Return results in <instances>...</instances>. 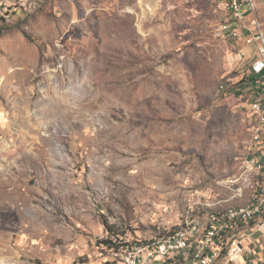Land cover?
<instances>
[{"label":"rangeland","instance_id":"rangeland-1","mask_svg":"<svg viewBox=\"0 0 264 264\" xmlns=\"http://www.w3.org/2000/svg\"><path fill=\"white\" fill-rule=\"evenodd\" d=\"M227 21L221 0H0V264L110 263L109 241L251 198L254 52Z\"/></svg>","mask_w":264,"mask_h":264},{"label":"built area","instance_id":"built-area-1","mask_svg":"<svg viewBox=\"0 0 264 264\" xmlns=\"http://www.w3.org/2000/svg\"><path fill=\"white\" fill-rule=\"evenodd\" d=\"M223 10L228 18L224 25L227 35L233 39L240 40L245 46H255L253 60L247 70L249 78L254 80L246 83L253 84L251 91L246 92V98L252 102V108H255V115L257 117L256 133H254L253 147L248 160L247 166L241 170L240 177L245 178V184H251L252 181H259V176L264 175V23L258 16V1L257 0H238L237 8H229V0H221ZM244 31L248 34L244 35ZM247 53L243 52L241 56L247 57ZM232 88L229 83L221 84V89L227 91ZM243 189V188H242ZM241 189V192H242ZM264 208V191H259L258 202L253 208L248 209V214L240 215H225V216H208V220H216V232L214 240H212L211 249L208 254L215 251L217 245V238L220 236L222 230L227 229L231 223L239 222L252 213H257ZM188 227H178L168 233L164 234L162 241H164V250L162 252H174L175 255L179 248L187 247L186 229ZM255 231H262L264 229H257ZM154 245L151 240H131L128 251H136L139 253L144 247ZM251 244L246 239L232 243L229 247L228 264H238L239 261L250 254ZM115 253V260L118 264H128L126 256H120L118 248L113 247ZM158 259H161V253L158 254ZM206 258H204L205 260ZM194 264V263H189Z\"/></svg>","mask_w":264,"mask_h":264},{"label":"bare ground","instance_id":"bare-ground-1","mask_svg":"<svg viewBox=\"0 0 264 264\" xmlns=\"http://www.w3.org/2000/svg\"><path fill=\"white\" fill-rule=\"evenodd\" d=\"M237 6L238 0H229V8H237ZM252 109L255 111V108ZM239 178L243 180L242 182H245L244 177ZM246 185L253 188L254 192L245 204L228 207L222 212H211L207 216L199 217L193 220L192 223L183 226L188 227L186 229L188 248H179L176 255L174 252H162L164 250L162 238L153 240L152 243L154 245L144 247L139 253L128 251L127 245H121L118 247L119 255L126 256L128 264H171V260L178 255H183L188 259L187 262H180L179 264H228L230 245L240 239H246L243 233L240 234L235 229L243 224H250L252 222L255 223L258 229H264V208L257 213L250 214L239 222L231 223L227 229L222 230L220 236L217 238L215 251L209 254L208 252L211 249L212 240H214L216 232V220H208V216L248 214V209L253 208L254 204L258 202L259 191H264V175L259 176V181H252L251 184ZM242 194L243 189L239 195L241 196ZM228 232L231 233L230 236H228ZM223 236L229 237L228 242L225 244L222 242ZM253 252V249L250 248V254H253ZM160 253L161 259H158V254ZM204 258L206 259L204 260ZM106 264H118V261L113 258L110 263Z\"/></svg>","mask_w":264,"mask_h":264},{"label":"crops","instance_id":"crops-1","mask_svg":"<svg viewBox=\"0 0 264 264\" xmlns=\"http://www.w3.org/2000/svg\"><path fill=\"white\" fill-rule=\"evenodd\" d=\"M259 7H258V16L264 23V0H257ZM248 34L246 31H244V35ZM244 44V43H243ZM244 50L249 49L254 51L255 46H243ZM249 84V83H246ZM253 88V84L249 85L248 90L251 91ZM245 91V90H244ZM245 204V203H243ZM241 205V204H240ZM238 229V230H237ZM258 228L256 227L255 223L250 224H243L242 226H239L235 229L238 233H243L245 238H248V241L250 242L251 246L250 248L253 249V254L249 255L246 254L245 257H243L238 264H264V232L262 231H255Z\"/></svg>","mask_w":264,"mask_h":264},{"label":"trees","instance_id":"trees-1","mask_svg":"<svg viewBox=\"0 0 264 264\" xmlns=\"http://www.w3.org/2000/svg\"><path fill=\"white\" fill-rule=\"evenodd\" d=\"M255 78H250V80H254ZM246 81L247 80H244L243 82H241V83H239V84H236V86H235V88H238V90L241 92V91H244L245 90V92H249V90H248V88H249V85L250 84H246ZM115 234V233H114ZM231 235V233H229L228 232V236H230ZM228 236H223V239H222V242L225 244L226 242H227V238H228V240H229V237ZM121 237H123V236H118V239L119 240H122V238ZM127 237V236H126ZM109 243L111 244V248H118V247H120L121 245H128V244H118V243H116V242H112V241H109ZM188 261V259L187 258H185V256H183V255H178V256H175V258H173L172 260H171V264H179L180 262H187Z\"/></svg>","mask_w":264,"mask_h":264}]
</instances>
